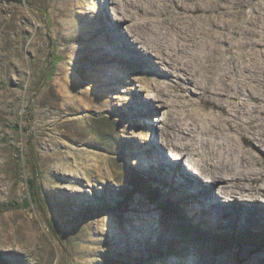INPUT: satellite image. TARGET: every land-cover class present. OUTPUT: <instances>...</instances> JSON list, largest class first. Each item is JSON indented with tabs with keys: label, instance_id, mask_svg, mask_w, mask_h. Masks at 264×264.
I'll use <instances>...</instances> for the list:
<instances>
[{
	"label": "rangeland",
	"instance_id": "rangeland-1",
	"mask_svg": "<svg viewBox=\"0 0 264 264\" xmlns=\"http://www.w3.org/2000/svg\"><path fill=\"white\" fill-rule=\"evenodd\" d=\"M183 1L0 0V264H264V199L212 209L151 151L180 122L144 24L172 26ZM185 1L202 9L195 21L228 22V54L263 58L264 0ZM50 40L61 60L36 95ZM29 146L62 243L23 206ZM166 155L207 184L188 157Z\"/></svg>",
	"mask_w": 264,
	"mask_h": 264
},
{
	"label": "bare ground",
	"instance_id": "bare-ground-1",
	"mask_svg": "<svg viewBox=\"0 0 264 264\" xmlns=\"http://www.w3.org/2000/svg\"><path fill=\"white\" fill-rule=\"evenodd\" d=\"M173 9L172 26L151 18L144 24L159 42L147 54L156 62V77L165 78V107L174 108L180 122L159 134L164 146L151 151L185 180L184 191L205 193L210 203H258L264 199V56L238 50L228 54L230 29L219 12L195 21L193 15L202 11L198 4L184 0ZM206 108H211L207 114ZM166 150L179 155L176 160L188 157V167L207 184L186 177ZM213 185L221 188V195L212 191ZM209 207L214 209V203Z\"/></svg>",
	"mask_w": 264,
	"mask_h": 264
},
{
	"label": "trees",
	"instance_id": "trees-1",
	"mask_svg": "<svg viewBox=\"0 0 264 264\" xmlns=\"http://www.w3.org/2000/svg\"><path fill=\"white\" fill-rule=\"evenodd\" d=\"M22 2L23 0H17ZM47 10V9H46ZM47 22L48 20L45 19ZM61 60V57L57 54V50L50 40V49L46 57L45 67L43 68L41 74L38 77V80L35 85L34 93L39 94L51 81L55 75L57 66ZM28 120H31V114L28 115ZM24 132L27 134L28 142H31V136L28 133V127L24 128ZM31 144V143H30ZM26 169L28 170L30 177L27 179L28 189H29V198L25 200L23 206L28 208L33 203L45 218L49 228L52 230L54 236L62 243L61 234L58 231L56 225L53 222L52 216L49 211L47 199L44 196L43 187L41 185V174L38 157L35 151V148L30 147L25 155ZM187 163V162H186ZM180 169L184 174L189 175L188 171L184 166H180ZM137 192V189L134 190V193Z\"/></svg>",
	"mask_w": 264,
	"mask_h": 264
}]
</instances>
